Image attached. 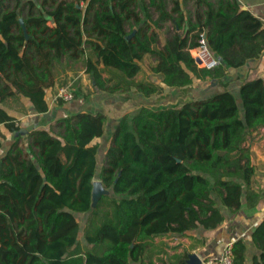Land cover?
Listing matches in <instances>:
<instances>
[{
	"label": "trees",
	"instance_id": "16d2710c",
	"mask_svg": "<svg viewBox=\"0 0 264 264\" xmlns=\"http://www.w3.org/2000/svg\"><path fill=\"white\" fill-rule=\"evenodd\" d=\"M10 2L0 0V124L17 137L0 158V264H145L156 237L214 229L225 220L222 206L238 212L245 194L247 205H256L261 195L250 188L256 170L247 142L264 127V77L242 83L241 104L225 90L125 113L100 173L95 141L105 134L106 113L79 111L56 121L59 132H29L7 104L25 97L47 112V90L78 62L95 88L110 94L135 90L149 98L221 79L225 67L261 55L264 20L239 0ZM202 33L220 68H200L191 53ZM148 57L157 81L137 79ZM4 138L0 130V150ZM96 178L112 194L93 207ZM81 213L88 214L83 228ZM251 240V264H264V219ZM188 254L171 264H186ZM232 257L247 264L244 239L233 243Z\"/></svg>",
	"mask_w": 264,
	"mask_h": 264
},
{
	"label": "crops",
	"instance_id": "0c3cea01",
	"mask_svg": "<svg viewBox=\"0 0 264 264\" xmlns=\"http://www.w3.org/2000/svg\"><path fill=\"white\" fill-rule=\"evenodd\" d=\"M239 1L244 9L250 10L254 15L264 20V0ZM189 4L191 3L187 2L185 8L193 19V8L191 9ZM163 40L164 39L162 38V42ZM191 53L195 57V51L191 50ZM218 59L220 63L217 67L220 68L222 63L220 58ZM199 67L205 68L203 66ZM82 72L84 73V76H88L84 69ZM67 73L69 76H72L73 70H67ZM143 73L146 74L144 78L141 75ZM225 74L226 75L221 79L208 77L206 79L198 80L194 85L178 89L166 87L163 93L155 94L149 98L146 97L147 99L135 90H132L129 93L110 94L97 89L92 97H82L79 99L81 102H78L77 99L72 106L65 104L62 106L57 105L55 100V89L57 88L53 87L48 89L46 94V99L49 104L47 112H37L32 102L25 97L20 99H10L7 104V109L12 116L18 119L20 127L29 132L36 129L54 130L53 132H56V130L59 129L56 121L68 114L71 115L79 111H101L106 113L109 117V120L106 123L105 134L106 132H109L108 134H110V137L108 135V140H110L118 120L127 112H136L139 110L130 104L133 99H138L142 105L145 104L153 108H162L166 107V105H164L166 104V101L171 103L168 106H180L194 98H208L225 90H230L236 95L241 104L240 87L242 83L247 79L264 77V50L259 57L248 60L247 63L241 67H225ZM137 79L157 81V78L154 77L145 66L144 71L137 76ZM83 80L84 85H86L85 78ZM220 80H222V82ZM57 85L58 83L56 82L55 86ZM80 85L82 86L81 82ZM82 87L86 91L85 86ZM79 92L82 94V91ZM119 95H123L125 101H122L124 99L120 98L121 100H119L122 102L118 105L115 103V105L112 106L108 103V100L115 102ZM111 108L118 111L120 115L116 116V114H111V111L109 110ZM63 109L74 110V113L64 114L62 112ZM0 130L5 134V138L2 140L3 146L0 150L1 158L10 149L17 137V133L6 129L2 124H0ZM105 134L102 138L105 137ZM102 138L97 139L95 142L99 143ZM23 141L27 143L28 137L24 136ZM109 143L106 147L100 145L98 153V173H100L102 169L104 163L103 160L105 159V153ZM247 144L251 148L252 161L256 170L250 188L261 195L256 205L252 207L248 206L245 194L242 200L243 205L238 212L232 213L222 206L225 220L214 229L199 227L188 231L185 234H170L156 237L154 247L150 248V251L145 257V264H148L149 260H153L156 264H162L163 260H165L168 264H171L170 258L174 259V256L185 254V252H188L189 254L197 253L201 258L217 257L224 252L228 245H233L235 241L241 238L246 241L248 246L247 264H251L252 256L257 252L251 240V234L255 226L264 219V127L254 131L249 137ZM102 149L103 151H101ZM102 154L104 155V159L102 158V161L100 162L99 157ZM174 247L177 248L174 249Z\"/></svg>",
	"mask_w": 264,
	"mask_h": 264
},
{
	"label": "rangeland",
	"instance_id": "374dc122",
	"mask_svg": "<svg viewBox=\"0 0 264 264\" xmlns=\"http://www.w3.org/2000/svg\"><path fill=\"white\" fill-rule=\"evenodd\" d=\"M13 2H14V0H11V5L13 4ZM190 6V8L192 9V3L191 4H189ZM152 11V14H153V16L154 17H156L157 16V14H156V12H155V10L154 9H152L151 10ZM167 26H169V24L167 25ZM161 43H163V42H161ZM154 61V58H152V57H148L146 60H145V62H144V66H145V68L147 69V70H149V68H150V66H151V64H152V62ZM64 62H66V61H64ZM59 67H60V65H59ZM61 69H62V67H61ZM83 69H84V65H83V63L82 62H78V63H74V64H72L71 65V67L70 68H68L67 70H73V75L72 76H69L68 75V73H67V71L66 72H61L59 75H58V78H57V83H58V85L57 86H54V88H57V89H55L56 91H55V96H56V94H57V90H58V88L59 87H61V86H66V85H72V87L74 88V90H75V92H76V95H75V98H74V100L72 101V102H62V101H60V100H56V98H55V100H56V104L57 105H59V106H62V105H68V106H72L75 102L74 101H76L77 99H78V102H81L79 99H81L82 97H85V98H88V97H92L95 93H96V90H97V88H95V86H94V83H93V81L86 75V76H84V73L82 72L83 71ZM142 75V77L144 78L145 76H146V74L145 73H143V74H141ZM85 78V83H86V85H84V79ZM140 78V77H139ZM81 82V84H82V86H85V89H86V91L84 90V88L81 86V85H78V83H80ZM82 88V89H81ZM81 89V90H80ZM79 91H82V94H80V92ZM143 96V95H142ZM145 99H147L145 96H143ZM118 99L114 102V101H109L108 100V103L110 104V105H115V103H116V105H118L119 103H121L122 101H125V97H123V95H119V97H117ZM124 99V100H122V101H120L121 99ZM120 99V100H119ZM132 99V98H131ZM130 104H132V106H135L136 107V109H139V107L142 105L141 103H140V101H138V99H133V100H131V103ZM169 104H171V103H168L167 101H166V104H164V105H166V106H168ZM110 111H111V114H113V115H115L116 114V116H119L120 115V113L118 112V111H116L115 109H109ZM74 110H71V109H67V110H62V112L65 114V113H74L73 112ZM69 115V114H68ZM57 127V126H56ZM58 128V127H57ZM54 131V130H53ZM60 131V127H59V129L58 130H56V132H59ZM109 132H106V134H105V137L104 138H102L101 140H100V145H102L103 147L105 146H107V144L109 143V141L110 140H108L109 139V137H110V134H108ZM108 135H109V137H108ZM101 151H103V149L101 150ZM104 157V155L102 154L99 158H100V162L102 161V158ZM104 159V158H103ZM104 161V160H103ZM98 179V178H97ZM109 191H110V194H112V190L111 189H109ZM87 215L88 214H85V213H81V214H77L76 216H77V220L80 222V224H81V226H82V228L84 227V225H85V222H86V218H87ZM177 248V247H176ZM175 247H174V249H176Z\"/></svg>",
	"mask_w": 264,
	"mask_h": 264
},
{
	"label": "built area",
	"instance_id": "2783aa9c",
	"mask_svg": "<svg viewBox=\"0 0 264 264\" xmlns=\"http://www.w3.org/2000/svg\"><path fill=\"white\" fill-rule=\"evenodd\" d=\"M193 50L195 51V59L200 61L199 66L211 70L219 65L220 61L210 49L205 33L201 34L199 46ZM75 95L76 92L72 85H66L58 88L55 98L64 102H72ZM202 264H233L232 245H228L220 256L202 258Z\"/></svg>",
	"mask_w": 264,
	"mask_h": 264
},
{
	"label": "water",
	"instance_id": "95a60500",
	"mask_svg": "<svg viewBox=\"0 0 264 264\" xmlns=\"http://www.w3.org/2000/svg\"><path fill=\"white\" fill-rule=\"evenodd\" d=\"M22 26L26 30L24 20L21 19ZM197 63H200L198 59H196ZM24 130V129H23ZM26 131V130H24ZM110 191L107 189L101 180L96 179L93 182V191H92V206L95 207L100 200V198L104 195H109ZM186 264H202V258L197 253H192L188 255V259Z\"/></svg>",
	"mask_w": 264,
	"mask_h": 264
}]
</instances>
